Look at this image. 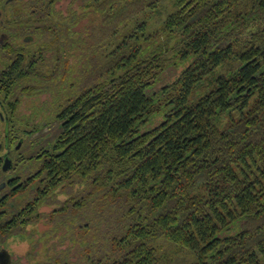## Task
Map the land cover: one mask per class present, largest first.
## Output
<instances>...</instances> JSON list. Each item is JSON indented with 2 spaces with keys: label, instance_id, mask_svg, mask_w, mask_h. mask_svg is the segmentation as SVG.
Wrapping results in <instances>:
<instances>
[{
  "label": "trees",
  "instance_id": "1",
  "mask_svg": "<svg viewBox=\"0 0 264 264\" xmlns=\"http://www.w3.org/2000/svg\"><path fill=\"white\" fill-rule=\"evenodd\" d=\"M162 1L0 0L4 29L26 39L4 51L18 80L53 83L38 67L46 49L30 48L45 30L57 32V73L76 78L44 148L35 214L11 229L42 218L43 260L176 264L163 239L190 251L189 264H264V0H171L149 30L144 14ZM77 42L85 64L65 70ZM61 190L66 200L40 217ZM74 246L79 258H63Z\"/></svg>",
  "mask_w": 264,
  "mask_h": 264
},
{
  "label": "flooded vegetation",
  "instance_id": "2",
  "mask_svg": "<svg viewBox=\"0 0 264 264\" xmlns=\"http://www.w3.org/2000/svg\"><path fill=\"white\" fill-rule=\"evenodd\" d=\"M4 12L0 3V264H21L12 248L21 233L11 229L18 228V223H23L28 214H35L36 181L41 179L42 156L48 153L44 149L36 153L33 142L28 141L25 146L26 138L34 133L33 102L26 117L20 116L19 108L24 96L28 101L33 99L35 90L28 87L25 92L24 88L19 92L18 71L13 69L15 61L4 51H9V45L26 39L13 38V33L4 29ZM19 125L32 127V130L20 131ZM46 262L36 261L35 264Z\"/></svg>",
  "mask_w": 264,
  "mask_h": 264
},
{
  "label": "rangeland",
  "instance_id": "3",
  "mask_svg": "<svg viewBox=\"0 0 264 264\" xmlns=\"http://www.w3.org/2000/svg\"><path fill=\"white\" fill-rule=\"evenodd\" d=\"M60 4V5H59ZM57 5V10H60V8H65L67 2H60ZM65 4V5H64ZM172 2L171 0H164L160 3L158 11L154 13H145L144 16H140V18H145L148 21L149 25V30H157L160 28L163 19L167 16V14L172 10ZM51 21H54L56 23H60L59 18L56 16H52ZM131 24V23H130ZM130 24H126L125 27L121 28V31L127 30L130 28ZM58 28V26H57ZM49 31V30H48ZM48 31H41L40 35L38 36L39 42L34 43L35 46H31V50L34 49V51L39 49L40 47H37L39 45L43 46V49H46V60L41 63L39 67V71L43 73L44 76H52L54 70L56 74L53 77L52 82L49 83V79L44 80L46 83L45 84H39L40 81H29V80H23L19 84V92L21 91V88H24V92L26 91V87L32 83L35 84L37 88H39L38 93H35L33 95V99L29 101L26 96H24L23 101L21 103V106L19 108V114L20 116H25L27 115V112H30V106L31 103L33 102V111H34V118H35V125H34V130H33V136H30L26 138V143L25 146L27 145V142H33L34 147H35V152L37 153L40 150H43L44 148L50 147L52 143L54 142L55 138L61 131V124L58 119L55 118V114L57 110L59 109V104L63 103L66 101L67 96L72 92V88L70 87L72 83L76 82V78L74 81H67V83H64L63 80L61 79V74L57 73V70L55 67L58 63H52V56H51V51H48L50 44L49 42L52 41L50 39H57V32L56 30L51 31L47 34ZM37 38V37H36ZM41 39V40H40ZM47 40V42H46ZM75 38L73 37L72 39L68 40L67 44L70 46L72 42H74ZM42 41H45V47L42 44ZM31 44V43H30ZM29 44V46H30ZM75 46L68 48L67 50V57L64 59L63 66L65 70H68V68L72 67L73 70L75 71L74 68H78L80 66H83L85 64V58L82 55V50L79 48L80 44L77 42L74 44ZM104 46L99 48V56H105L106 50H104ZM36 50V51H37ZM91 51V50H90ZM167 60L170 63L172 62V57L170 54L167 55ZM85 60V61H84ZM71 68V69H72ZM81 68V67H80ZM168 75H171L169 79L174 75H177V70L173 66L169 68ZM68 72V71H67ZM71 74V73H70ZM77 74V73H76ZM73 75V76H76ZM167 75V76H168ZM81 73L79 74V78L81 77ZM166 79V78H165ZM29 107V109H28ZM20 131H23L25 129L32 130V127H26L19 125ZM66 190H61L58 191V195H56L55 199L51 201L48 204H45L39 208V213L38 215L40 217L46 216L51 210H53L55 207L60 206L59 204L62 203L63 201L66 200ZM97 203V202H96ZM96 203L91 206V211H96L95 207L99 208V206H96ZM98 204V203H97ZM38 218V217H37ZM34 220V219H33ZM36 220V219H35ZM37 221H40V223H36ZM35 221L34 223H27L23 225L22 229L19 230L21 235H19L16 239L17 241L14 246L13 251L16 253V257L20 259L21 264H27L32 262L33 264L37 262H43V253L47 250V247L45 246V239L42 238L43 235V230H46L49 225L46 222H43L42 218L39 220ZM42 221V222H41ZM66 246V245H64ZM157 246L159 249H161L162 252L168 253L170 256L174 258V263L176 264H189V262H193L194 257L193 254L188 251V250H179L178 247H176L174 244L166 241V240H161ZM65 247H62L64 250ZM60 249V248H59ZM176 251H179L176 253ZM55 251L51 252L50 258L51 262H46V264H58L55 261L56 254ZM68 257V260L74 262L79 258V250L77 246L72 247L70 253H66L65 251L63 252L62 257L66 258ZM29 261V262H28Z\"/></svg>",
  "mask_w": 264,
  "mask_h": 264
}]
</instances>
